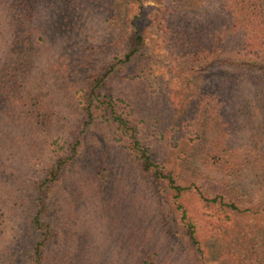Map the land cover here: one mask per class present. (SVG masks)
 I'll return each instance as SVG.
<instances>
[{
    "label": "trees",
    "instance_id": "1",
    "mask_svg": "<svg viewBox=\"0 0 264 264\" xmlns=\"http://www.w3.org/2000/svg\"><path fill=\"white\" fill-rule=\"evenodd\" d=\"M225 1L220 13L208 10L215 14L211 19L195 5L214 0L169 2L149 13L143 0H134L136 12L120 0H0V180L15 184L9 167L18 152L52 155L31 193H20L9 208L24 225L25 246L9 250L1 264H74L57 245L50 195L76 161L88 127L98 122L128 134L137 173L163 190L169 219L160 224L178 235L174 249L181 264L211 262L192 221L195 210L228 227L232 239L229 252L220 256L222 264H264V201L224 180L189 176L182 160L144 146L134 124L147 106L142 88L134 86L150 59L146 18L160 46L174 55L176 76L187 79L186 94H202L204 105L196 104L189 127L192 134L202 132L199 162L211 176L229 179L249 171L264 180V0ZM91 13L102 18L99 36L75 39L72 68L61 58L42 72L38 45L49 30L77 36L83 16ZM59 83H72L73 93ZM65 105L77 115L67 133L59 112ZM7 204L0 194V242ZM69 222H75L73 216Z\"/></svg>",
    "mask_w": 264,
    "mask_h": 264
},
{
    "label": "rangeland",
    "instance_id": "2",
    "mask_svg": "<svg viewBox=\"0 0 264 264\" xmlns=\"http://www.w3.org/2000/svg\"><path fill=\"white\" fill-rule=\"evenodd\" d=\"M120 1L131 12L137 11L134 0ZM180 1L143 0L142 9L149 13L151 9L162 8L169 2L173 3L172 6H178L174 2ZM227 2L214 0L213 5L196 4L195 10L204 16L209 9L220 13ZM260 10L264 14V6ZM208 13V18L215 17V14ZM145 19L142 24L150 59L134 86L142 88L139 94L146 100L147 106L134 122L137 137L144 146L150 144L172 155L171 158L175 156L173 159L182 160L185 173L189 170L192 172L189 176L196 173V176H204L205 179L224 180L234 188L256 193V200L264 201V180L252 172L244 171L240 176L229 179L217 174L211 176L199 162L201 145L198 137L202 132L192 134L189 127L194 126L192 116L197 110H194L196 104L198 108L204 105L202 94H186L185 89L189 85L187 79L176 76L172 61L174 55L166 47L160 46L153 24ZM214 19L211 21L215 22ZM101 20L99 14L83 16L82 29L77 36L73 32L68 35L58 32L56 27L51 28L47 38L38 45L36 61L41 71L47 72L49 65L60 62L61 58L65 60L60 62L63 66L72 68L70 59L75 53V39L88 36L94 41L102 32ZM229 21L227 18L226 22ZM59 85L62 90L70 87L72 93L74 91L72 83ZM79 88H76V92ZM60 110L61 122L67 126L64 133H67L68 128L76 124L77 115L66 105ZM178 139L181 140L180 144ZM175 140L178 147L174 146L177 143ZM82 142L76 161L50 195V201L54 204L51 220L58 229L57 245L64 252L63 255L72 258L74 264H181L174 249L178 235L172 228L165 229L160 224L162 219H169L165 194L156 183L137 173V156L128 134L112 124L98 122L88 127ZM51 157L50 152L34 155L18 152L9 167L14 174L15 184L10 186L11 179L4 182L6 177L0 180V194L8 203L6 211L10 212L5 217L0 259L9 250L23 249L25 246L24 225L20 222V216L16 219L17 216L9 208L20 193L25 190L31 193L33 184L40 179ZM71 216L74 217L73 223L69 222ZM192 221L206 246L210 264H222L220 256L229 252L227 241L232 239L228 227L224 226L227 229H223L216 219L203 215L201 210H195ZM173 256L176 257L172 259Z\"/></svg>",
    "mask_w": 264,
    "mask_h": 264
}]
</instances>
